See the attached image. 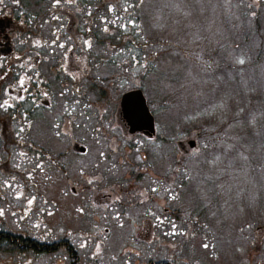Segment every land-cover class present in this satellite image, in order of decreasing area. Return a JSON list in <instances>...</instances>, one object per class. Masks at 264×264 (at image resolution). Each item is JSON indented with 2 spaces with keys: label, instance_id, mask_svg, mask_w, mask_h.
I'll return each mask as SVG.
<instances>
[{
  "label": "rangeland",
  "instance_id": "1",
  "mask_svg": "<svg viewBox=\"0 0 264 264\" xmlns=\"http://www.w3.org/2000/svg\"><path fill=\"white\" fill-rule=\"evenodd\" d=\"M244 1L249 10L252 6L260 10L259 0ZM106 2L114 14L124 17L129 13L135 19L136 14L121 7L119 0ZM172 3L175 5V0L166 2L168 10L155 12L151 16L153 25L145 27L155 40L168 42L156 47L160 57L156 59L155 72H123L125 79L134 81L135 88L144 87L155 117L157 139L168 131L174 134L165 144L167 148H160L157 159L152 161L140 152V147H135L140 145V139L123 135L115 117L120 93L104 100L102 92L97 96L94 88V127L82 126L76 112L61 111L55 106L47 119L57 125L56 130L45 126V134L35 133L34 137L35 144L51 154L50 160L30 152L29 156L22 153L24 160L15 159L17 162L10 167L0 164L5 176L0 179L1 228L43 243L67 241L77 250V264H146L149 260L173 264H264V11L257 19L253 12L247 20L238 9L234 11L232 0H200L188 8L187 16H177L181 13L176 12V7L171 9ZM10 5H16L15 0H0V17L10 16ZM71 8L75 14L80 12L76 5ZM55 9L62 12L58 14L62 29L79 25L72 14L65 21L63 3L51 5V11ZM148 9L152 10L150 5ZM43 33L21 38L27 53L34 55L44 46ZM54 34L48 37L53 42L51 47L65 48L58 41L63 37ZM236 36L239 44L235 47H218L225 40L235 42ZM18 37L14 29L15 48ZM29 59L27 55L16 66V77L20 82L34 81L38 90L25 95L29 84L10 80L0 91V112L18 109L26 100L36 105L50 101L41 84L43 69L33 66ZM208 59L215 65L204 72ZM76 60L82 65L79 53ZM168 75L175 79L174 83L166 82L165 89L156 86V80H165ZM113 86L118 89L116 83ZM20 97L22 101L16 99ZM163 102L172 105L161 109ZM240 109L242 123L225 127L227 120L217 118L224 114L232 118L233 112ZM211 120L215 124L223 122L225 134H218L209 125ZM204 130L208 131L205 136ZM188 140H195L197 146L190 150ZM126 141L130 142L127 147ZM179 141L185 143L188 153L178 149ZM74 142L84 145L87 151L75 154ZM238 146L246 149L248 158ZM206 148L217 153L211 155V161L207 157L209 149L203 153ZM18 150L26 151L23 147ZM202 153L211 167L204 162ZM55 155L62 156L59 162L65 164V174L51 164ZM15 166L19 168L18 175ZM29 168L33 169L30 176ZM11 170L14 175L9 173ZM25 172L34 193L28 191L26 178L20 184ZM8 256L0 255V264L70 262L62 250L39 257Z\"/></svg>",
  "mask_w": 264,
  "mask_h": 264
},
{
  "label": "trees",
  "instance_id": "2",
  "mask_svg": "<svg viewBox=\"0 0 264 264\" xmlns=\"http://www.w3.org/2000/svg\"><path fill=\"white\" fill-rule=\"evenodd\" d=\"M147 1L149 0H119L121 7H127L130 11L132 10L136 14V16H133L135 19L132 20L129 13H126L124 17H122L121 13L114 14V12L110 11L106 0H59V2L63 3L66 7V11L63 13L65 21L66 16L72 14L79 22V25L76 28L62 29L60 26L61 24L59 23L61 18L58 17V14H61L62 12H56V9L51 11V5L55 4L56 6L59 4L57 3V0H15L16 5H10L13 8L9 9L10 17H6L7 20H2L3 22L1 23L3 27H7L5 32L0 33V40H3L5 43L9 42L5 44V46H1V48L9 50L6 54L8 58L7 64H11L9 66V68H11L12 64L18 62V58L13 54L12 49H16V54H22L23 49L27 48L26 44L21 41V38H26L30 34H35L38 31L43 30V37L46 40L44 43L47 44V48L39 49L36 54L32 55L30 53V55L33 56L34 64L39 66L40 70L41 68L43 69L42 79L48 82V85H45V87L52 97V106H57V108L65 112H69L71 109L76 112L77 116L80 114L79 119L82 126L94 127L96 121L93 118L92 111L97 107L93 102L95 101L94 95L91 93L94 91V88L97 90V96H99V92H102L104 100H109V96L116 98L118 93L124 92L134 86V81L131 79H125L123 72L126 70L127 73L131 75L132 72L139 70L140 72L152 75L155 72L156 59L160 57L158 53L159 50H156V47L158 44L165 45V43H168L155 40L154 37L146 33L145 27L148 24L153 25L151 16L155 14V12L161 13L162 11L164 12V10H168L166 2L170 0H154L152 5H150L152 10L148 9L149 5L145 6ZM232 1L235 2L234 11L237 12L238 9L247 20H250L249 17L253 12L256 14V19L261 15L263 16L264 0H259L258 6L260 10L254 9V6H252V10H249L244 0ZM196 2H200V0H175V5L172 3L171 9L176 7V12L181 13L177 16H187L190 13L188 8ZM75 5L78 7L76 10H80L77 14H75L74 10L71 8ZM196 14H199V12L196 11ZM255 22L257 23V20H255ZM6 23H9V25ZM70 24L72 23H68V26H70ZM198 27H200V24H198ZM14 29L19 36L16 40L17 48H15L14 37L12 36ZM105 29H107V31H105ZM54 32V37L61 35L68 45L75 46L74 52H79L82 55L83 64L78 71L75 69L76 67L73 68L72 75L66 74V68H62L60 65L58 66V63H54L56 59L53 60L50 57L52 56V49L49 50L48 46L49 44L52 45L53 42L51 39H48V37ZM7 33H10V36L8 38H3ZM201 37L204 39L206 36L202 33ZM229 40L221 42L218 47H224L226 49L229 46L234 45L235 47L236 44H239V36H236L235 42H230ZM248 50L249 48L246 49L245 52L248 53ZM48 57L50 61L46 63L45 61ZM146 60H148L147 63ZM256 60L258 61L259 58L257 57ZM210 61L212 60L208 59V68L206 70L202 69L204 72L213 70L215 63L213 61L210 63ZM45 63L47 66H44ZM202 65L200 67H202ZM72 67H74V64ZM238 69L241 71L240 68ZM77 74L80 75V82L75 84L74 80H71V78L73 76L76 77ZM168 77L169 75L165 80H156V86L161 85V87L164 88L168 84L175 82L174 78ZM11 78V73L3 75L0 70V90ZM166 82L168 84H166ZM115 83L117 84L118 89H115L113 86ZM163 96L167 97L166 94H163ZM28 103L29 100H26L23 101L18 109L14 110L8 108L9 111L7 112H5V110L1 111L0 113L4 115L2 116L4 119L0 121V124L5 125L8 122H12V115L14 114L16 115H14L13 118L14 120L16 119L18 123H27L31 120L36 124H38V122H43V124L46 123V125L50 124V119L44 118V110L35 106L32 102ZM171 105L172 102H163L160 108L168 109ZM52 106L50 107L51 110H53ZM88 107H91V112ZM242 112V109H240L239 112H233L234 114L231 116L232 118L227 116V114L220 115V117L217 118H219L218 120L220 121L227 120V122L224 123L225 127L230 125L233 126L235 123L243 122L244 118L242 119L241 117ZM231 121L233 122L230 123ZM209 125L214 126L215 131H218V134H225L223 132L225 128L223 122L215 124L211 120ZM257 125L258 121L254 120V126ZM239 130L241 132H246L241 129ZM206 132L208 131H203L204 136ZM173 136L174 134L168 131L161 139H156L158 140V143L160 142L159 145L156 144V140L154 142H147V146H144V148L141 147L144 149L143 153H145L150 160L156 158L157 151H159L160 148H167L165 144L170 142L174 138ZM221 140L222 142L227 141L226 138H221ZM24 141L26 145H28V143H34L33 137H25ZM200 145L201 147L203 146L202 142H200ZM130 147L132 148V145ZM208 149L206 148V150H203V153ZM238 149L243 152V155H245L246 158H248L247 151L244 147L240 148V146H238ZM209 151L207 157H209L211 161L214 159L211 155L216 156L217 153L210 149ZM203 153L201 155L204 162L208 167H211L209 164L210 161L208 162L207 157L203 156ZM245 157H243V159H246ZM253 164L254 163H252V167ZM57 165L60 168L65 166L64 163H59ZM186 169L188 172H193L189 168ZM64 173H66V171H64ZM207 182H209V180ZM59 250H62L67 254L70 260L69 264H77V250L73 245L67 243V241L60 240L52 243H43L30 238V236L15 234L0 227L1 256L7 257L8 255L15 254L19 256H27L28 254H31L34 257H39L42 254H50L58 252ZM145 263L173 264V262L170 261L161 262L151 260Z\"/></svg>",
  "mask_w": 264,
  "mask_h": 264
},
{
  "label": "water",
  "instance_id": "3",
  "mask_svg": "<svg viewBox=\"0 0 264 264\" xmlns=\"http://www.w3.org/2000/svg\"><path fill=\"white\" fill-rule=\"evenodd\" d=\"M121 115L126 119L130 132L144 131L151 134L154 131V119L149 111L146 100L140 90H131L122 96ZM189 145L194 146L193 141ZM75 149L84 152L83 146H75Z\"/></svg>",
  "mask_w": 264,
  "mask_h": 264
},
{
  "label": "snow or ice",
  "instance_id": "4",
  "mask_svg": "<svg viewBox=\"0 0 264 264\" xmlns=\"http://www.w3.org/2000/svg\"><path fill=\"white\" fill-rule=\"evenodd\" d=\"M57 3H59V0H57ZM105 31H107V29H105ZM241 63H243V61H241ZM21 84H23V81L20 82ZM103 155V153H101ZM89 183H91V181H89ZM153 191H156L155 189H153ZM205 248L208 247V245H204Z\"/></svg>",
  "mask_w": 264,
  "mask_h": 264
},
{
  "label": "flooded vegetation",
  "instance_id": "5",
  "mask_svg": "<svg viewBox=\"0 0 264 264\" xmlns=\"http://www.w3.org/2000/svg\"><path fill=\"white\" fill-rule=\"evenodd\" d=\"M8 37L10 36V33H7ZM4 38V37H3ZM3 44V40H0V45Z\"/></svg>",
  "mask_w": 264,
  "mask_h": 264
},
{
  "label": "bare ground",
  "instance_id": "6",
  "mask_svg": "<svg viewBox=\"0 0 264 264\" xmlns=\"http://www.w3.org/2000/svg\"><path fill=\"white\" fill-rule=\"evenodd\" d=\"M191 28H194L193 26H191Z\"/></svg>",
  "mask_w": 264,
  "mask_h": 264
}]
</instances>
